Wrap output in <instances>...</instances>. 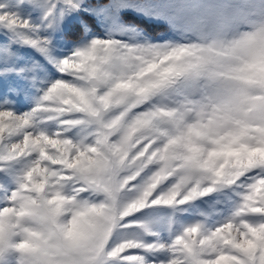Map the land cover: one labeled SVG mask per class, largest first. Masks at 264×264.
Instances as JSON below:
<instances>
[{
	"label": "snow or ice",
	"instance_id": "6c2138e0",
	"mask_svg": "<svg viewBox=\"0 0 264 264\" xmlns=\"http://www.w3.org/2000/svg\"><path fill=\"white\" fill-rule=\"evenodd\" d=\"M0 79V264H264V0H0Z\"/></svg>",
	"mask_w": 264,
	"mask_h": 264
},
{
	"label": "rangeland",
	"instance_id": "374dc122",
	"mask_svg": "<svg viewBox=\"0 0 264 264\" xmlns=\"http://www.w3.org/2000/svg\"><path fill=\"white\" fill-rule=\"evenodd\" d=\"M129 15H132V14L129 13ZM73 26L74 25H71V22H69L68 27L71 29ZM145 26L151 27L149 25H145ZM70 34L74 35L75 34L74 30ZM12 79L15 80V78H12ZM17 83H22V82L17 81ZM7 91H8V81L0 79V95H4ZM33 97H34V93L28 92V93H21V94H13L10 97V100L13 106L17 110L24 111L31 106ZM193 218H194L193 216H188L185 219L190 221Z\"/></svg>",
	"mask_w": 264,
	"mask_h": 264
}]
</instances>
